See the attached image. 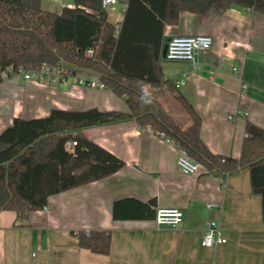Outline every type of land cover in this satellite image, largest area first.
I'll use <instances>...</instances> for the list:
<instances>
[{
	"label": "crops",
	"instance_id": "1",
	"mask_svg": "<svg viewBox=\"0 0 264 264\" xmlns=\"http://www.w3.org/2000/svg\"><path fill=\"white\" fill-rule=\"evenodd\" d=\"M128 3L120 0L107 11L109 22L119 27ZM59 4L63 10L74 0ZM197 35L211 36L213 46L198 54L196 67L165 59L169 39ZM164 41V76L185 78L179 91L202 118V139L214 154L239 158L247 123L264 129V15L238 7L213 8L204 16L182 12L178 24L166 26ZM75 75L100 81L85 70ZM54 108L129 111L112 91L43 84L12 72L0 84V133L15 118H44ZM83 134L125 167L51 196L47 208L32 212L26 226H17L22 223L16 212L0 211V264H264L262 197L252 191L249 169L224 179L204 166L194 175L183 174L179 149L134 120L84 129ZM124 199L132 201L118 203ZM161 208L182 210L181 225L159 227L154 216ZM212 221L220 223L227 243L203 247ZM79 230L110 231V253L80 248L73 234Z\"/></svg>",
	"mask_w": 264,
	"mask_h": 264
},
{
	"label": "trees",
	"instance_id": "2",
	"mask_svg": "<svg viewBox=\"0 0 264 264\" xmlns=\"http://www.w3.org/2000/svg\"><path fill=\"white\" fill-rule=\"evenodd\" d=\"M42 2L0 0V84L21 67L46 64L74 74L85 70L123 98L129 111L54 108L44 118H15L0 133V211L16 212L22 223L17 226H26L32 212L47 208L51 196L123 169L124 161L88 139L83 130L134 120L141 128L163 134L213 175L224 179L249 169L264 214V129L247 123L239 158L214 154L202 139L201 116L161 67L165 28L178 24L182 12L204 16L213 8L238 7L264 15V0H129L119 27L109 22L102 0H74L73 7L59 13L43 9ZM168 95L188 117L186 126L168 110ZM71 142H77L73 149L68 147ZM128 201L132 199L118 203ZM114 217H119L116 208ZM73 234L80 248L110 253V231Z\"/></svg>",
	"mask_w": 264,
	"mask_h": 264
},
{
	"label": "built area",
	"instance_id": "3",
	"mask_svg": "<svg viewBox=\"0 0 264 264\" xmlns=\"http://www.w3.org/2000/svg\"><path fill=\"white\" fill-rule=\"evenodd\" d=\"M54 3L59 0H49ZM120 0H102V9L109 11L115 7ZM167 52L165 59L170 62H191L196 67V59L200 52L209 51L213 46V39L209 35L197 36H175L167 43ZM93 50H88V55H91ZM221 66L224 65L225 59H220ZM236 70V69H234ZM18 73L22 74L26 80H34L43 84H62L68 85H83L90 88L104 89V85L95 78H81L72 73L68 68H55L49 65H42L35 69H25L21 67ZM7 77V74L4 73ZM185 84V78L175 80V85L180 88ZM164 138L165 136L161 134ZM168 143H173L170 139L165 138ZM174 144V143H173ZM77 142L69 143V149H73ZM175 145V144H174ZM176 146V145H175ZM179 149L178 167L183 174L194 175L202 165L193 160L188 153L176 146ZM209 208L213 205H208ZM184 213L179 209H158L156 213V223L159 227H173L177 228L183 222ZM227 243V239L222 236L220 223L209 222L202 239V246L212 248L217 245Z\"/></svg>",
	"mask_w": 264,
	"mask_h": 264
},
{
	"label": "rangeland",
	"instance_id": "4",
	"mask_svg": "<svg viewBox=\"0 0 264 264\" xmlns=\"http://www.w3.org/2000/svg\"><path fill=\"white\" fill-rule=\"evenodd\" d=\"M43 4H45L43 9L47 11L56 12V13H59L62 11V9H60L59 7L60 6L59 1L54 2V3H50V2L46 3L44 0ZM166 105H167L168 110L171 112V114L175 116L181 122V124L186 126L189 123L188 117L183 112L181 107L171 97V95L167 96ZM34 252L37 253V251H33V253Z\"/></svg>",
	"mask_w": 264,
	"mask_h": 264
},
{
	"label": "water",
	"instance_id": "5",
	"mask_svg": "<svg viewBox=\"0 0 264 264\" xmlns=\"http://www.w3.org/2000/svg\"><path fill=\"white\" fill-rule=\"evenodd\" d=\"M169 40H170V39H169ZM169 40H168V42H169ZM167 47H168V44L165 45L164 50H163V56H164V57L166 56Z\"/></svg>",
	"mask_w": 264,
	"mask_h": 264
}]
</instances>
